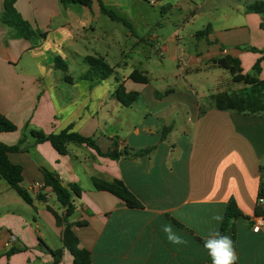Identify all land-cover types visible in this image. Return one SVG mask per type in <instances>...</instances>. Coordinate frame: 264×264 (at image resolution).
Instances as JSON below:
<instances>
[{
    "label": "crops",
    "instance_id": "obj_1",
    "mask_svg": "<svg viewBox=\"0 0 264 264\" xmlns=\"http://www.w3.org/2000/svg\"><path fill=\"white\" fill-rule=\"evenodd\" d=\"M4 1L0 0V114L16 131L0 133V143L10 147L23 139L21 151L7 157L22 168L21 187L32 204L0 177V264H53L51 252L62 249L65 226H71L78 247L90 253L91 264H210L204 240L210 232H220L222 222L213 217H224L231 200L243 215L232 223L237 264H264V217L259 222L255 215L258 193L264 190V114L219 111L211 101L217 93L242 88L212 60L236 59L242 74L264 81V12L249 11L264 0H194L196 14L208 16L192 37L205 40L206 50L168 56L177 72H165L163 78L175 83L163 95L153 92V102L142 106L141 113L136 107L142 94L139 86L148 87L149 80H128L136 69L124 74L126 63L117 62V57L112 58L114 64L108 63L112 34L96 25L93 2L84 7L63 6L59 0H15L20 19L45 34L31 42L12 37L13 30L2 23ZM103 4L128 22L129 26L119 24L128 29L135 45L167 52L157 36L145 39L136 34L138 24L149 26L146 19L145 24L128 19L130 10L136 14L139 6L115 5L126 18ZM160 5L158 15L166 13ZM203 31V36H196ZM86 57L101 58L114 70L106 79L111 85L83 79ZM56 58L65 64V72L56 66ZM73 65L78 67L75 75ZM119 83L138 96L128 106L113 96ZM67 128L94 140L102 154L116 144L122 156L111 160L73 143L61 155L49 142L35 144L30 135H55ZM43 169L56 174L63 186L81 190L72 198L73 213L64 225L57 226L49 211L65 214L58 202L57 208L52 204L51 189L43 187ZM94 180L121 181L141 208H128L113 195L97 191ZM173 234L184 243H173ZM10 249L17 253L6 257ZM59 264H72L66 250Z\"/></svg>",
    "mask_w": 264,
    "mask_h": 264
},
{
    "label": "trees",
    "instance_id": "obj_2",
    "mask_svg": "<svg viewBox=\"0 0 264 264\" xmlns=\"http://www.w3.org/2000/svg\"><path fill=\"white\" fill-rule=\"evenodd\" d=\"M93 1H96L100 12L108 17L112 22L121 23L125 26H129L128 22L123 18L116 15L112 10L104 6L101 0H59L63 6L69 4H78L84 7H88ZM15 0L4 1V11L1 21L4 25L10 27L13 30L12 37L21 38L33 42L34 40H40L45 37L43 33H37L36 35L30 28V26L20 19L16 13L13 5ZM250 12L263 13L264 3L255 4L249 8ZM207 32V31H206ZM205 34V31L199 32L196 36L200 37ZM55 64L61 71L65 72V64L61 59L56 58ZM84 64L87 66V71L83 76V79L88 81H105L113 75L114 70L101 58L86 57L84 58ZM213 66L218 69L228 72L231 82L236 85L242 86L241 89L236 91L220 92L211 97V101L214 104L215 109L219 111H234L242 114H264V81H259L256 78L248 74H242L239 68V62L236 59L224 57L212 60ZM260 61L256 62L253 66V73H258ZM128 80L139 83L147 84L148 79L139 71H133ZM119 82V80L117 81ZM113 96L123 106H128L137 99L136 93H127L123 86V83H119ZM16 127L0 114V133L15 132ZM30 135L35 139V144L43 142H49L51 146L61 155L66 153L68 144L86 145L93 149L99 156L116 160L120 156L116 149V144L113 145L112 150L105 154H102L97 147L94 140L91 138L83 137L77 133L70 132V128L65 129L59 134L45 136L41 132L31 131ZM23 139L15 146H5L0 143V177L5 180L11 189H13L17 195L28 205L32 204V199L28 192L21 187L22 183V168L20 166L13 165L8 160V153H17L21 151V145ZM126 155V153H124ZM43 175V187H49L54 193L57 202L61 207L65 209V214L60 217L51 209L49 211L55 218L57 226H61L67 223V218L73 213V206L71 204L73 197H79L81 190L76 185H68L67 187L62 185L61 180L56 174L46 169L42 170ZM94 188L97 191L107 192L114 197L120 199L128 208H141L140 203L136 198L127 190L124 184L119 180H113L111 182L105 181H93ZM258 198L264 199V190L261 189L258 193ZM38 200L43 201V195H38ZM255 215L257 217H264V205H258ZM243 217L234 201H230L221 224L220 233L226 234L228 228H232L234 220ZM81 223H76V226ZM71 226H65L62 232V249L52 251L51 256L53 264H59L62 259V251L66 250L72 257V264H91V255L88 251L78 247V240L70 230ZM17 253L16 250L10 249L6 253V257ZM208 262L212 264L211 258L208 257ZM237 264V262H236Z\"/></svg>",
    "mask_w": 264,
    "mask_h": 264
},
{
    "label": "rangeland",
    "instance_id": "obj_3",
    "mask_svg": "<svg viewBox=\"0 0 264 264\" xmlns=\"http://www.w3.org/2000/svg\"><path fill=\"white\" fill-rule=\"evenodd\" d=\"M102 1L108 7L112 8L115 11H118V8L115 6L117 4L120 5L118 6L119 8H122V5L139 6L137 13L135 12L137 15L134 13L131 14L132 9L130 10V13H126L128 19H133L132 21L135 20L137 22H144V19H146V23L149 25L148 27H144L142 23L138 24L136 34L140 38L145 37V39L150 35H155L157 36V41H164V43L162 44H165L167 46V52L163 53L162 51L156 52V50H153L150 47L135 45V40L129 37L128 29L123 25L119 23H113L108 18L104 17V15L99 12L97 2L93 1L91 7L95 13L94 18L96 19V25L100 28H103V30H108V32L112 34L110 39H112L113 41H110V39L108 41L111 42L109 47L110 58H108V63L114 64V61H116L117 59V62L125 61L126 65L122 68V72L124 74H128L135 69L148 72L146 76L149 80V86H139V88L142 89V94L137 101L136 107L138 108V106H140L139 111L141 113V109L143 108L142 106L149 104L150 101L153 102V92L154 94L155 92H158V94L163 95V92L167 89V87H172L171 83H175V80L171 81L163 78L165 72H177L176 64L171 62L170 57L168 56H172L174 52L177 51L194 53L197 49H199L201 52H205V40H196L192 36L197 31L203 29L207 21L205 20V18H207L208 15L206 13L196 14L197 8L195 6L194 0H191L192 2L188 0H162L161 5L156 4V6L152 5L155 0ZM149 3L151 6L149 5ZM158 5H164V8H166V13L158 15L160 8ZM117 13L120 14L121 12ZM120 15L125 16V14L123 13H121ZM143 24H145V22ZM32 31L36 34L34 35L36 37L38 35L37 31ZM124 35H127L129 38L125 39ZM117 36L120 38V40ZM118 40L121 44L118 42ZM176 40H180L178 41V44L176 43ZM105 47L106 46L104 45V50L107 49ZM120 54L121 56H118ZM114 57H117L116 60H112V58ZM77 71L78 67L73 65V70H71V73L75 75ZM59 74L62 75L61 72H59ZM111 84V79L106 80L104 82V87ZM178 86L179 85L174 88H178ZM162 97L163 96H161V98ZM52 204L55 205V208L59 207V204L57 203L55 197Z\"/></svg>",
    "mask_w": 264,
    "mask_h": 264
},
{
    "label": "clouds",
    "instance_id": "obj_4",
    "mask_svg": "<svg viewBox=\"0 0 264 264\" xmlns=\"http://www.w3.org/2000/svg\"><path fill=\"white\" fill-rule=\"evenodd\" d=\"M213 219L217 222H222L221 215H215ZM166 233H170V228H165ZM169 239L173 243H184L177 235H170ZM204 247L211 258L212 264H236L238 260L233 241L229 236L222 235L219 231H212L204 240Z\"/></svg>",
    "mask_w": 264,
    "mask_h": 264
},
{
    "label": "built area",
    "instance_id": "obj_5",
    "mask_svg": "<svg viewBox=\"0 0 264 264\" xmlns=\"http://www.w3.org/2000/svg\"><path fill=\"white\" fill-rule=\"evenodd\" d=\"M258 205H264V199H262V198H258ZM258 221L259 222H262V217H259L258 218ZM253 230H254V232H257L258 231V227H256V228H253Z\"/></svg>",
    "mask_w": 264,
    "mask_h": 264
},
{
    "label": "water",
    "instance_id": "obj_6",
    "mask_svg": "<svg viewBox=\"0 0 264 264\" xmlns=\"http://www.w3.org/2000/svg\"><path fill=\"white\" fill-rule=\"evenodd\" d=\"M225 235L229 236L233 241V230H232V228H228Z\"/></svg>",
    "mask_w": 264,
    "mask_h": 264
}]
</instances>
